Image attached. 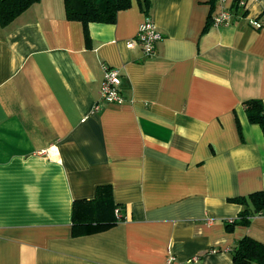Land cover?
Here are the masks:
<instances>
[{
  "label": "crops",
  "instance_id": "crops-1",
  "mask_svg": "<svg viewBox=\"0 0 264 264\" xmlns=\"http://www.w3.org/2000/svg\"><path fill=\"white\" fill-rule=\"evenodd\" d=\"M150 2L151 58L128 46L141 0L86 26L39 0L0 26V264H234L244 236L264 243V216L226 229L231 200L264 190L243 107L264 102V0L221 26L213 0ZM104 66L124 102L96 111ZM102 185L124 219L74 235L73 202Z\"/></svg>",
  "mask_w": 264,
  "mask_h": 264
},
{
  "label": "trees",
  "instance_id": "trees-1",
  "mask_svg": "<svg viewBox=\"0 0 264 264\" xmlns=\"http://www.w3.org/2000/svg\"><path fill=\"white\" fill-rule=\"evenodd\" d=\"M38 1L0 0V26H10L17 16ZM63 6L68 20L79 21L86 26L89 23H113L119 11L131 6V0H63ZM150 7V0H141V9L146 15ZM234 10L237 12L236 6ZM209 24L206 23L205 29ZM243 107L248 122L257 125L264 135V102L249 99L243 102ZM231 201L241 210L235 219L226 223L227 230L235 225L249 226L254 217L264 216V190ZM116 211L119 212L118 216ZM121 212L122 207L112 200L110 186H99L93 199L73 202V234L88 235L107 230L124 219ZM230 256L234 264H264V243L246 235L231 248Z\"/></svg>",
  "mask_w": 264,
  "mask_h": 264
},
{
  "label": "built area",
  "instance_id": "built-area-1",
  "mask_svg": "<svg viewBox=\"0 0 264 264\" xmlns=\"http://www.w3.org/2000/svg\"><path fill=\"white\" fill-rule=\"evenodd\" d=\"M218 7L217 12L211 18L212 25L221 26L231 23L234 15V6L237 9H245V0H232L230 6L229 0H214ZM251 26L260 28V24L257 21L250 22ZM161 39V35L157 30V27L153 19L146 15L144 20L139 24L135 38L128 43L129 47L134 44H138L142 50L145 58H151L155 55L156 44ZM121 75L118 69L104 66L103 81L99 89V99L95 103L94 110H100L104 105H121L124 102V98L121 94ZM118 216L119 212H115ZM194 260L197 258L194 257Z\"/></svg>",
  "mask_w": 264,
  "mask_h": 264
}]
</instances>
